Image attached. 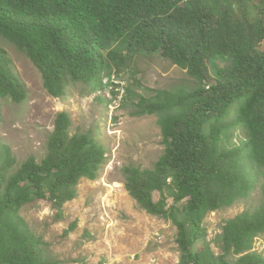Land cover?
<instances>
[{
  "label": "trees",
  "instance_id": "obj_1",
  "mask_svg": "<svg viewBox=\"0 0 264 264\" xmlns=\"http://www.w3.org/2000/svg\"><path fill=\"white\" fill-rule=\"evenodd\" d=\"M0 36L36 67L54 99L75 83L105 89L101 78L123 63L121 50L159 54L184 70L195 81L190 89L124 90L123 108L133 118L155 116L163 145L152 168H122L124 189L145 213L175 227L177 264H229L230 255L235 264H264L253 251L264 235V183L256 210L225 221L221 255L202 226L264 177V0H0ZM207 60H216L214 84ZM26 96L0 48V103ZM70 124L65 112L56 115L39 163L29 157L17 166L0 142V264H52L20 210L43 200L60 208L81 179L98 177L104 147L88 134L70 135ZM237 130L244 138L233 144Z\"/></svg>",
  "mask_w": 264,
  "mask_h": 264
},
{
  "label": "rangeland",
  "instance_id": "obj_2",
  "mask_svg": "<svg viewBox=\"0 0 264 264\" xmlns=\"http://www.w3.org/2000/svg\"><path fill=\"white\" fill-rule=\"evenodd\" d=\"M10 69L24 85L27 96L21 104L0 103V142L7 146L17 166L33 157L39 163L46 155V142L58 113L70 118L69 134H88L105 149V162L94 181L81 179L76 197L57 208L47 200L23 207L19 215L31 232L46 245L44 256L52 264H177L176 229L169 222L145 213L124 189L122 168L128 165L150 169L163 153L157 118H133L123 108L126 88L151 96L150 90L190 89L195 81L159 54H128L121 50L123 63L104 74L101 85L113 84L120 91L113 97L107 89L92 93L81 83L70 84L65 96L50 97L43 88L40 72L14 45L0 36ZM112 51H118L115 46ZM222 63V62H219ZM216 60H207L209 83L217 81ZM114 79L110 82L111 76ZM108 80V81H107ZM104 82V83H103ZM121 91L123 93L121 94ZM103 99L104 101H100ZM208 125L204 126L207 132ZM232 143L244 138L239 130ZM16 166V167H17ZM264 177L244 199L231 207L208 213L203 221L206 242L221 255L219 236L228 219L256 210L262 202L260 186ZM159 199L153 193V200ZM172 199L167 204L172 205ZM201 243H196V251ZM253 251L264 256V235L253 242ZM229 264L236 257L227 256Z\"/></svg>",
  "mask_w": 264,
  "mask_h": 264
},
{
  "label": "built area",
  "instance_id": "obj_3",
  "mask_svg": "<svg viewBox=\"0 0 264 264\" xmlns=\"http://www.w3.org/2000/svg\"><path fill=\"white\" fill-rule=\"evenodd\" d=\"M112 78H111V80H110V82L114 79V76L112 75L111 76ZM108 81V80H107ZM104 83V82H103ZM105 85H106V87H105V89H107L108 88V90H109V92L110 91H114V92H117L118 93V95L117 96H119V93H120V91L118 90V89H114V90H112L113 89V84H111V83H109L108 85H107V83H104ZM123 93V91H121V94Z\"/></svg>",
  "mask_w": 264,
  "mask_h": 264
}]
</instances>
